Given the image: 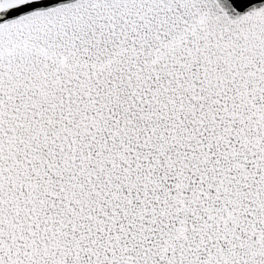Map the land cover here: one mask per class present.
Listing matches in <instances>:
<instances>
[{
    "label": "snow or ice",
    "instance_id": "1",
    "mask_svg": "<svg viewBox=\"0 0 264 264\" xmlns=\"http://www.w3.org/2000/svg\"><path fill=\"white\" fill-rule=\"evenodd\" d=\"M0 264H264V0H0Z\"/></svg>",
    "mask_w": 264,
    "mask_h": 264
}]
</instances>
